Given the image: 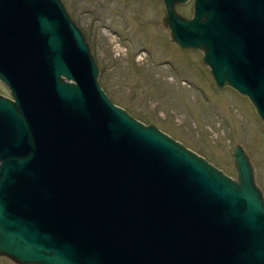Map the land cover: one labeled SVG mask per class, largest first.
<instances>
[{
  "label": "water",
  "instance_id": "water-1",
  "mask_svg": "<svg viewBox=\"0 0 264 264\" xmlns=\"http://www.w3.org/2000/svg\"><path fill=\"white\" fill-rule=\"evenodd\" d=\"M179 48L264 126V0H160ZM61 0H0V256L16 264H264V198L114 105Z\"/></svg>",
  "mask_w": 264,
  "mask_h": 264
},
{
  "label": "rangeland",
  "instance_id": "rangeland-1",
  "mask_svg": "<svg viewBox=\"0 0 264 264\" xmlns=\"http://www.w3.org/2000/svg\"><path fill=\"white\" fill-rule=\"evenodd\" d=\"M84 34L110 101L154 125L235 179L239 145L264 198V126L247 99L219 89L202 53L179 48L163 24L160 0H61ZM189 19L191 3L175 6ZM0 92L8 90L0 83ZM0 264H16L0 256Z\"/></svg>",
  "mask_w": 264,
  "mask_h": 264
},
{
  "label": "flooded vegetation",
  "instance_id": "flooded-vegetation-1",
  "mask_svg": "<svg viewBox=\"0 0 264 264\" xmlns=\"http://www.w3.org/2000/svg\"><path fill=\"white\" fill-rule=\"evenodd\" d=\"M188 3H191V16H192V14H193V9H192V3H193V0H190ZM187 4V3H186ZM191 16L189 17V18H191ZM0 83H1V81H0ZM0 95H3L1 92H0ZM3 96H5V95H3ZM9 96V95H8ZM8 96H5V97H8Z\"/></svg>",
  "mask_w": 264,
  "mask_h": 264
}]
</instances>
